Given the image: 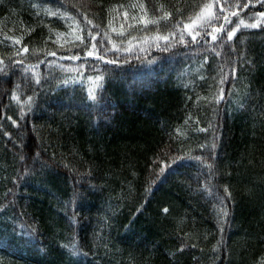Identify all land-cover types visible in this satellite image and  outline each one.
Segmentation results:
<instances>
[{"label":"trees","instance_id":"obj_1","mask_svg":"<svg viewBox=\"0 0 264 264\" xmlns=\"http://www.w3.org/2000/svg\"><path fill=\"white\" fill-rule=\"evenodd\" d=\"M259 12L0 0V264H264V21L227 41Z\"/></svg>","mask_w":264,"mask_h":264},{"label":"snow or ice","instance_id":"obj_2","mask_svg":"<svg viewBox=\"0 0 264 264\" xmlns=\"http://www.w3.org/2000/svg\"><path fill=\"white\" fill-rule=\"evenodd\" d=\"M212 7H213L212 4L205 5V7L202 9L201 13L197 14V16L193 20L192 24H184V29L185 30H190L189 31V34L192 36V41L193 42H199L198 41V37L200 36V33L198 31L197 32H194V31H191V30L198 29L201 25L211 24L213 22ZM244 7L246 8V7H248V5L245 4ZM221 11H223V10H221ZM232 15L233 16H236L237 13L233 12ZM256 16H257L256 23L245 24L244 21L241 20L240 23L236 27H233L231 29V31H227V41L228 42H231L233 40V37L235 36V34L238 31V28L241 25H243L245 27H249V28L259 27L261 21H264V12H259V13L256 14ZM197 21H199V23H197ZM224 21H225V23L222 24L220 27H213L212 28L211 32L209 33L210 38H211V41L215 42L217 40H223V37L220 34L223 33L226 30L227 23L229 21V17L228 16H224ZM88 23L91 24L92 22L91 21H88ZM91 39L93 41H95L96 40V37L95 36H91ZM154 39H155V41H157V46H160L159 43H158V41L161 40V39H163L164 42H165V45H164L165 46V49L167 50V47H168L169 42H170V39H171V34L165 35V36H162V37L159 36V35H157L156 37H154ZM144 41L147 42L148 41V38L145 37L144 38ZM180 42L181 43H184L183 31L181 32V35H180ZM14 43L15 44H20V40H15ZM109 43H112V41L109 40ZM133 46H134L133 43L131 41H129L128 46L126 48H123L122 49L121 47H118L115 44H113V49L115 51H121V50L131 51V49H132ZM96 49H97V45L96 44H93L91 50L86 52V55L87 56H92L96 52ZM141 50H143V49H141ZM22 51L26 53L28 51L27 47L23 48ZM49 54L52 55V56H55L56 55L55 52H52V53H49ZM17 55H20V52H17ZM78 58H79L78 56H72V57H70V59H78ZM97 59L103 60L104 59V56L97 55ZM106 62L111 64V63H115L116 61L113 59V60H107ZM0 63H2V61H0ZM14 63L16 65H21L22 66L23 65V59L16 60ZM33 67H35V66L33 65ZM231 74L233 76L236 75V68H232ZM224 82H225V77H224V75L222 73L221 74L220 83L223 84ZM89 95H90V97L92 99H95V97L91 93H89ZM223 95H224V89L221 88L219 90V96H218V98L219 99H223ZM9 119H11V118H9ZM12 122H13V124L16 123L15 121H12ZM194 159H196L197 161H201V157H195ZM176 160L178 161V160H180V158L177 157ZM208 167H211V165H208ZM164 171H165V169L164 168H161V172H164ZM224 191H225V193H228L227 187H225ZM164 211L167 212L168 210L167 209H164ZM223 214L226 216L227 215V212H224ZM65 247H67V245H65ZM72 248H73V251L75 252L76 245L73 244L72 245Z\"/></svg>","mask_w":264,"mask_h":264},{"label":"rangeland","instance_id":"obj_3","mask_svg":"<svg viewBox=\"0 0 264 264\" xmlns=\"http://www.w3.org/2000/svg\"><path fill=\"white\" fill-rule=\"evenodd\" d=\"M85 71V70H84ZM75 75V76H74ZM71 78L74 80V82H79V83H82L83 82V79L85 81V78L82 74V72L80 71V69L78 67H75L73 72H72V75H71ZM92 83L90 82L89 84V87Z\"/></svg>","mask_w":264,"mask_h":264}]
</instances>
